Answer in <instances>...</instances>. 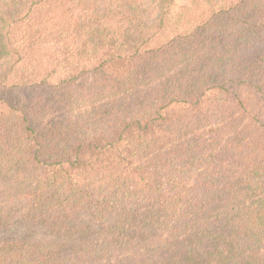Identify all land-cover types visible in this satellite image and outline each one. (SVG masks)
Masks as SVG:
<instances>
[{
    "label": "trees",
    "instance_id": "obj_1",
    "mask_svg": "<svg viewBox=\"0 0 264 264\" xmlns=\"http://www.w3.org/2000/svg\"><path fill=\"white\" fill-rule=\"evenodd\" d=\"M12 88L0 264H264V0H0Z\"/></svg>",
    "mask_w": 264,
    "mask_h": 264
},
{
    "label": "rangeland",
    "instance_id": "obj_2",
    "mask_svg": "<svg viewBox=\"0 0 264 264\" xmlns=\"http://www.w3.org/2000/svg\"><path fill=\"white\" fill-rule=\"evenodd\" d=\"M31 95V91L27 88H12L0 91V96L6 97L11 100L15 104H23L28 101ZM50 101L49 95L47 96ZM46 233L44 231H39L36 229H32L28 226H19L14 225L10 227L7 231H0V238H12V237H26V236H34V237H46Z\"/></svg>",
    "mask_w": 264,
    "mask_h": 264
}]
</instances>
